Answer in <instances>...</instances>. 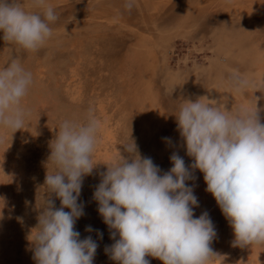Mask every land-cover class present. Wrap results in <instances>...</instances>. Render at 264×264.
I'll return each mask as SVG.
<instances>
[{
  "label": "rangeland",
  "instance_id": "374dc122",
  "mask_svg": "<svg viewBox=\"0 0 264 264\" xmlns=\"http://www.w3.org/2000/svg\"><path fill=\"white\" fill-rule=\"evenodd\" d=\"M20 3L26 11L43 12L33 0ZM125 3L45 0L59 19L50 25L52 37L35 52L6 42L0 31V69L16 58L33 75L22 101L25 128L13 134L0 128V264H36L30 240L45 199L61 206L44 183L47 170L54 171L47 164L50 141L63 120L82 124L91 110L101 125L94 152L98 164L83 179L78 203L84 215L74 225L81 240L91 236L98 244L93 264H118L105 252L115 240L93 193L105 164L128 156L123 145L129 138L139 155L152 158L164 173L173 166L174 152L186 166L193 163L175 118L183 101L207 97L235 113L254 109L258 98L264 123V0H135L131 10ZM233 73L247 79L243 92L235 90ZM193 175L186 184L199 203L194 218L207 211L217 232L211 247L220 257L213 264H264V246H233V229L206 191L204 174L196 169ZM88 226L92 232L85 231Z\"/></svg>",
  "mask_w": 264,
  "mask_h": 264
},
{
  "label": "clouds",
  "instance_id": "9594fccd",
  "mask_svg": "<svg viewBox=\"0 0 264 264\" xmlns=\"http://www.w3.org/2000/svg\"><path fill=\"white\" fill-rule=\"evenodd\" d=\"M134 3L126 0L124 7L131 10ZM33 4L43 12L26 11L20 0H0V31L6 42L35 52L52 37L50 25L59 16L45 0ZM231 79L238 92L248 87L238 73ZM32 84V73L16 58L0 69V128L12 134L25 128L28 111L22 101ZM257 99L254 109L235 113L207 97L183 101L175 118L186 154L193 158L191 165L174 152L173 166L161 173L152 158L139 155L131 138L123 145L128 156L120 154L105 164L107 171L99 174L93 199L115 240L105 248L110 259L118 264H150L146 256H151L163 264H213L220 257L211 247L217 232L208 212L194 218L199 203L186 181L195 179L196 169L204 174L206 191L233 229V246H264V123ZM100 126L90 110L82 124L63 120L50 141L47 164L54 171L47 170L44 186L61 206L45 199L30 240L36 264H93L98 244L91 236L81 240L74 225L84 215V205L78 203L83 179L98 164L94 152ZM163 139L171 144L170 138ZM85 231L93 229L88 226ZM98 235L102 238V233Z\"/></svg>",
  "mask_w": 264,
  "mask_h": 264
},
{
  "label": "bare ground",
  "instance_id": "6f19581e",
  "mask_svg": "<svg viewBox=\"0 0 264 264\" xmlns=\"http://www.w3.org/2000/svg\"><path fill=\"white\" fill-rule=\"evenodd\" d=\"M113 32H114V31H113ZM111 33H112V32H111ZM111 33H110V34H111ZM112 34H113V33H112ZM112 47H113V46H112ZM117 50H118V49H117ZM136 60H137V59H136ZM138 60H140V59H138ZM141 62H142V61H141ZM120 66H121V65H120ZM41 70H42V69H41ZM41 70H40V71H41ZM43 70H44V69H43ZM126 70H127V69H126ZM40 73H41V72H40ZM41 75H42V74H41ZM121 85H122V84H121ZM120 94H121V93H120ZM127 96H128V95H127ZM124 98H125V97H124ZM24 100H25V99H24ZM129 101H130V99H129ZM22 103H23V102H22ZM128 107H129V106H128ZM131 110H132V108H131Z\"/></svg>",
  "mask_w": 264,
  "mask_h": 264
}]
</instances>
